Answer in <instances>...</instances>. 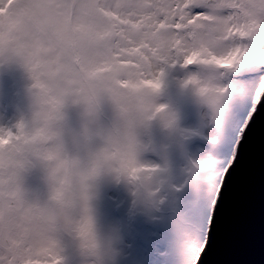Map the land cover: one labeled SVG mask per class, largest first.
<instances>
[{
	"label": "snow or ice",
	"instance_id": "6c2138e0",
	"mask_svg": "<svg viewBox=\"0 0 264 264\" xmlns=\"http://www.w3.org/2000/svg\"><path fill=\"white\" fill-rule=\"evenodd\" d=\"M30 9L41 28L58 11L70 20L79 10L119 35L166 27L183 40L147 58L115 50L106 75H76L60 88L59 58L47 78L43 65L25 61L31 117L0 126V264H67L69 251L77 264H216L233 195L257 161L264 186V0H31ZM5 56L14 59L0 51ZM226 57L235 59L217 62ZM122 60L134 66L119 67ZM172 72L194 92L195 119L183 127L176 109L154 99ZM72 104L88 119L80 133L66 124ZM105 108L125 127L95 150L93 128ZM158 116L165 142L152 134ZM37 168L56 203L14 225L13 210L30 196L23 179ZM74 175L80 192L69 195Z\"/></svg>",
	"mask_w": 264,
	"mask_h": 264
},
{
	"label": "clouds",
	"instance_id": "9594fccd",
	"mask_svg": "<svg viewBox=\"0 0 264 264\" xmlns=\"http://www.w3.org/2000/svg\"><path fill=\"white\" fill-rule=\"evenodd\" d=\"M31 0H13L11 4H3L4 11L0 12V51L10 53L14 59L10 60L5 56L0 58V70L14 68L18 70L23 78L24 85L27 88L31 83L32 73L25 68V61L33 59L39 65H43L40 75L44 78L48 76V70L52 68L57 58L60 59V68L56 72V78L53 84L60 88L65 79L74 78L76 75H106L112 65L107 63L110 55L118 48L123 46L124 41L116 39L119 35L117 29L104 18L85 14L79 10L73 12L71 19H67L62 12L58 11L54 18L43 28L38 24L32 10L30 9ZM78 57L80 60L79 69H73L71 59ZM126 79V76H122ZM35 96H40L37 89ZM26 99V108L19 115L25 119H30L32 111V101ZM159 104V103H158ZM80 116L79 125L71 131L80 133L88 124V119L84 114V108L81 105L72 104ZM66 115V112H65ZM185 126L181 122V127ZM125 121L118 120L111 108L108 109V115H101L98 123L93 128L92 146L95 150L104 148L107 145L109 136L114 135L118 128L123 130ZM143 129L138 128V135H143ZM152 134L158 137L161 142L168 138V130L164 127L162 116H158L152 121ZM73 152H69L71 158ZM43 182L46 187L45 195L36 197L30 195L24 203L22 211L13 210L11 217L12 223L18 224L23 220L25 213L32 211L38 218L46 206L55 204L51 199L54 192V186L49 182L48 174L42 170ZM63 176L61 170L58 173V179L55 187H59V178ZM80 192L79 177L74 175L69 195H78ZM74 220L80 218V211L72 217Z\"/></svg>",
	"mask_w": 264,
	"mask_h": 264
},
{
	"label": "rangeland",
	"instance_id": "374dc122",
	"mask_svg": "<svg viewBox=\"0 0 264 264\" xmlns=\"http://www.w3.org/2000/svg\"><path fill=\"white\" fill-rule=\"evenodd\" d=\"M13 3V0H8L7 4ZM4 9L0 8V12ZM124 41L123 46L116 50H122L127 55H139L141 58L155 55L158 51L165 52L169 43L179 40L173 32H169L166 27H157L156 29H146L140 33L129 34L124 32L116 37ZM189 43V41H184ZM147 49L148 51H142ZM234 57H226L217 61L218 63L231 64ZM133 65L131 60H122L119 62V67ZM134 66V65H133ZM113 69H110V71ZM184 75L181 72H172L164 76L160 90L155 93L154 99L156 103H163L177 110L180 114L181 122L184 124L192 123L195 119V106L191 103L194 99V92L191 87L184 86L182 81ZM24 82L22 74L14 69L0 70V126L7 127L14 123L19 115L26 108V99L23 96V89H20V82ZM23 86V85H22ZM24 87V86H23ZM20 90V91H19ZM15 100V103L10 101ZM103 116L108 115V109L105 108ZM72 118L73 122H72ZM66 124L69 129H73L79 125L74 124L76 120H80L79 112L75 107L69 106L66 109ZM23 185L26 191L36 197L45 195L46 187L43 182V174L41 169H32L24 179ZM67 264H77V258L72 251L67 254Z\"/></svg>",
	"mask_w": 264,
	"mask_h": 264
},
{
	"label": "water",
	"instance_id": "95a60500",
	"mask_svg": "<svg viewBox=\"0 0 264 264\" xmlns=\"http://www.w3.org/2000/svg\"><path fill=\"white\" fill-rule=\"evenodd\" d=\"M213 259L216 264H264V186L258 161L236 188Z\"/></svg>",
	"mask_w": 264,
	"mask_h": 264
},
{
	"label": "bare ground",
	"instance_id": "6f19581e",
	"mask_svg": "<svg viewBox=\"0 0 264 264\" xmlns=\"http://www.w3.org/2000/svg\"><path fill=\"white\" fill-rule=\"evenodd\" d=\"M19 84L21 85V86H20V89H24V87H23V86H25V85H24V82H23V81H21ZM22 85H23V86H22ZM19 91H20V90H19ZM73 119H74V118H72V122H73ZM79 121H80L79 119H78V120H76V121L74 122V124H77V123H79Z\"/></svg>",
	"mask_w": 264,
	"mask_h": 264
}]
</instances>
